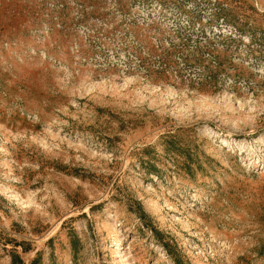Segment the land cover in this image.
Returning <instances> with one entry per match:
<instances>
[{
  "label": "rangeland",
  "instance_id": "374dc122",
  "mask_svg": "<svg viewBox=\"0 0 264 264\" xmlns=\"http://www.w3.org/2000/svg\"><path fill=\"white\" fill-rule=\"evenodd\" d=\"M264 264V0H0V264Z\"/></svg>",
  "mask_w": 264,
  "mask_h": 264
},
{
  "label": "trees",
  "instance_id": "16d2710c",
  "mask_svg": "<svg viewBox=\"0 0 264 264\" xmlns=\"http://www.w3.org/2000/svg\"><path fill=\"white\" fill-rule=\"evenodd\" d=\"M10 264H24L22 259L20 258V256L15 253L12 252L11 254V263ZM27 264H42L41 259L39 256H36L35 258H33L29 263Z\"/></svg>",
  "mask_w": 264,
  "mask_h": 264
}]
</instances>
